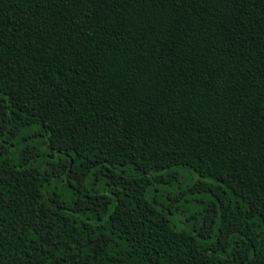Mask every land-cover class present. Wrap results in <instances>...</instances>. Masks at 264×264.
Segmentation results:
<instances>
[{
  "label": "trees",
  "instance_id": "16d2710c",
  "mask_svg": "<svg viewBox=\"0 0 264 264\" xmlns=\"http://www.w3.org/2000/svg\"><path fill=\"white\" fill-rule=\"evenodd\" d=\"M0 264H264V0H0Z\"/></svg>",
  "mask_w": 264,
  "mask_h": 264
}]
</instances>
